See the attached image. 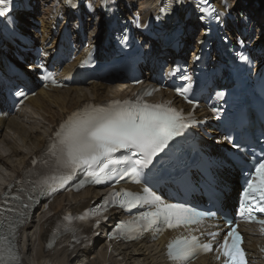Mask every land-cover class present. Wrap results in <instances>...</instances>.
I'll return each instance as SVG.
<instances>
[{"label":"snow or ice","instance_id":"1","mask_svg":"<svg viewBox=\"0 0 264 264\" xmlns=\"http://www.w3.org/2000/svg\"><path fill=\"white\" fill-rule=\"evenodd\" d=\"M13 0H0V16L10 12V5ZM176 8L186 6V0H174ZM71 7H78L73 0H68ZM204 7L196 5L201 13L199 19H204L207 14L218 25L224 24L221 13L210 3V0H204ZM93 8V4L87 5ZM110 5L106 0H102L101 8H108ZM169 11H172L171 9ZM246 19V18H245ZM125 39L127 37L125 36ZM241 61H247L248 57L243 52L237 54ZM200 59L199 56L196 57ZM185 79H188L185 77ZM191 83L186 89H178L183 94L191 89ZM23 95V93H19ZM150 95V93H148ZM223 92H217L216 98L222 99ZM213 111H217L213 109ZM190 125L185 122L182 112L176 108L164 104H149L142 99L132 101H113L112 106L107 108H93L85 110L82 113L75 114L71 119L60 125V130L55 133L58 142V150L50 149L53 157H56L58 169L67 170V175L59 177V182L63 184L77 170L83 169L86 175L95 183L102 182L100 173H105L106 178L111 179L112 175H119L122 179L124 176L132 174L142 176L144 170L149 168L153 159L165 149L169 148V143L176 137L181 136L183 131ZM56 146L54 145V148ZM121 149L127 150V167L122 174L116 172V169L109 168V165L120 163L119 160L113 159V154ZM35 163V161H33ZM254 179L247 181V187L242 193V199L239 205V211L236 215L241 219H247L249 222H257L264 226V219H258L256 212L264 214V155L257 158L256 163L252 166ZM251 175V173H250ZM53 179H56L55 177ZM83 183V182H82ZM81 183V186H82ZM143 195L125 191L124 199L119 201L121 207L131 209L136 205L148 204L155 207L142 215L139 220L142 224L133 221L140 229L151 228L160 220L175 219L177 225L183 223L196 222L184 214L192 212L184 208L183 205L163 204L147 187L143 190ZM112 195V194H110ZM115 196L121 193L115 192ZM32 199V197H29ZM109 200H105L103 205L98 206L91 212L98 217L95 226H99V217L108 210ZM28 208L29 205H23ZM192 215L200 218L202 215L215 216V213H195ZM88 214L78 217L80 220H86ZM107 217H104L106 219ZM238 225L234 218L225 221V230L222 241L217 242V259L224 257L223 264H248L246 252L243 248V236L237 230ZM264 230V229H262ZM208 235L212 241L220 235L219 232H210ZM6 239L0 237V240ZM201 243L197 236H181L167 245L170 258L181 261L194 256L197 250L212 251L213 243ZM8 254L12 260H18V256L13 255L11 248ZM0 264H9L4 259L2 246H0Z\"/></svg>","mask_w":264,"mask_h":264},{"label":"bare ground","instance_id":"2","mask_svg":"<svg viewBox=\"0 0 264 264\" xmlns=\"http://www.w3.org/2000/svg\"><path fill=\"white\" fill-rule=\"evenodd\" d=\"M60 0H47L48 7L42 8L46 13L42 16V42L50 37V31L54 20L50 14L54 9V2ZM122 4L135 6L145 16L155 10V5L160 0H121ZM234 1V0H232ZM237 1V0H236ZM240 1V7L250 14L257 26V42L264 43V0H250L246 5ZM256 4L260 6L257 7ZM23 17V16H20ZM24 23L29 20L22 18ZM100 21H96L95 31L90 36L101 30ZM196 24L190 22V26ZM37 35V33H36ZM58 38L55 39L52 49L56 48ZM101 43V41H98ZM77 61L70 63L65 71L73 68ZM117 79V78H116ZM115 79V80H116ZM120 80V79H119ZM148 82H151L150 77ZM139 87H129L117 81L114 84L105 82H92L87 85H72L67 88H56L52 91L40 89L38 93L29 98L22 108L8 120L0 118V193L6 186L25 172L34 157L44 149L48 137L55 127L67 114L75 108L80 107L86 101L106 100L112 97H124L130 95ZM161 96L173 98L171 93L162 92ZM179 100H176V102ZM214 133H217L215 130ZM232 179L231 182H236ZM99 189H87L78 194H63L50 203L48 209L44 206L38 207L28 223L20 230L17 240L18 251L23 255L22 262L27 264L25 258L28 253L33 256V264H167L163 255V241L150 243H125L113 240L104 243L95 257L94 245L90 248L72 241V235H61L54 238V243L48 245L51 228L54 221L59 218L60 213L66 206H78L79 203L92 201L100 196ZM86 204V205H87ZM115 212V211H114ZM113 224V220L110 221ZM34 227V228H33ZM33 231V232H32ZM32 232V233H31ZM96 241L106 238V231H103ZM73 256L72 261H70ZM29 264V263H28ZM194 264H213L208 257H204Z\"/></svg>","mask_w":264,"mask_h":264},{"label":"rangeland","instance_id":"3","mask_svg":"<svg viewBox=\"0 0 264 264\" xmlns=\"http://www.w3.org/2000/svg\"><path fill=\"white\" fill-rule=\"evenodd\" d=\"M146 1L147 0H144V4H146ZM248 1H250V0H243V1H241V3L243 4V5H246L247 4V2ZM263 0H261V2H262ZM45 5L43 6V8H46L47 7V5H48V3L45 1ZM257 5V7H259L260 5L259 4H256ZM34 228V227H33ZM33 232V231H32ZM31 232V233H32ZM104 243H107L106 242V240H105V238H102L101 240H99L96 244H95V247H94V253L96 254V253H98L99 252V250L101 249V247L103 246V244ZM95 256H97V254L95 255ZM26 259H27V264L29 263V264H33V256H32V254L31 253H28L27 254V256L25 257ZM73 262V261H72ZM74 263V262H73Z\"/></svg>","mask_w":264,"mask_h":264}]
</instances>
